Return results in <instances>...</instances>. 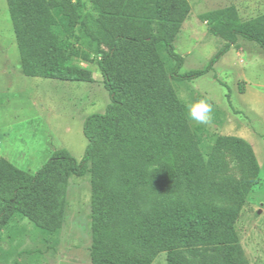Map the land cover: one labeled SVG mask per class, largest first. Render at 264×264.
Returning a JSON list of instances; mask_svg holds the SVG:
<instances>
[{
  "label": "trees",
  "instance_id": "obj_1",
  "mask_svg": "<svg viewBox=\"0 0 264 264\" xmlns=\"http://www.w3.org/2000/svg\"><path fill=\"white\" fill-rule=\"evenodd\" d=\"M6 3L23 76L91 84V70L77 63L95 62L109 104L103 114L84 119L87 144L79 162L57 149L30 174L2 159L0 232L14 214L56 232L69 179L89 174L90 264H151L160 252L166 264H181L179 244L216 247L223 264H247L234 230L236 210L196 201L141 214L135 199L141 187L162 193L175 183L190 184L203 167L169 80L192 81L211 72L238 38L257 45L264 58V19L241 21L233 7L202 14L210 34L224 44L204 69L180 74L183 58L173 40L190 13L187 0H89L87 11L83 0ZM77 30L92 52L71 40ZM159 44L174 62L169 73ZM236 144L250 151L247 143ZM236 194L242 205L245 189Z\"/></svg>",
  "mask_w": 264,
  "mask_h": 264
},
{
  "label": "rangeland",
  "instance_id": "obj_2",
  "mask_svg": "<svg viewBox=\"0 0 264 264\" xmlns=\"http://www.w3.org/2000/svg\"><path fill=\"white\" fill-rule=\"evenodd\" d=\"M83 1L87 11L89 0ZM187 1L190 13L173 40L174 51L183 58L180 74L204 69L224 44L210 34L200 19L202 14L233 7L241 21L264 19V0ZM53 16L60 17L58 13ZM75 35L72 41L93 51L78 30ZM157 49L169 73L174 62L163 46L159 44ZM82 66L91 70L93 83L29 78L19 73L9 8L6 0H0V164L6 158L16 168L34 174L57 149H65L77 162L82 159L87 144L82 134L83 121L92 114H103L109 104L95 62ZM169 83L184 107L189 138L203 167L190 184L175 183L162 193L139 188L135 199L139 213L148 214L179 202L193 205L196 201L234 209V230L243 259L247 264H264L262 51L254 43L238 38L211 72L192 81ZM201 100L212 106L206 124L189 116L191 105ZM236 141L247 143L250 151ZM237 189L246 191L242 205ZM65 202L62 226L54 233L14 216L0 234V264H90L89 174L69 179ZM176 250L181 264H223L222 253L216 247L179 244ZM151 264H166L165 252L157 254Z\"/></svg>",
  "mask_w": 264,
  "mask_h": 264
},
{
  "label": "clouds",
  "instance_id": "obj_3",
  "mask_svg": "<svg viewBox=\"0 0 264 264\" xmlns=\"http://www.w3.org/2000/svg\"><path fill=\"white\" fill-rule=\"evenodd\" d=\"M212 111V106L204 100L193 103L189 109V116L192 120L200 123L206 124L210 119V113Z\"/></svg>",
  "mask_w": 264,
  "mask_h": 264
},
{
  "label": "crops",
  "instance_id": "obj_4",
  "mask_svg": "<svg viewBox=\"0 0 264 264\" xmlns=\"http://www.w3.org/2000/svg\"><path fill=\"white\" fill-rule=\"evenodd\" d=\"M20 64V63H19ZM77 64H79V65H83V64H86V63H81V62H78ZM83 67V66H82ZM19 73H21V70L19 69ZM6 157V156H5ZM3 160H7L6 158H2ZM8 162H9V160H7ZM11 163V162H10ZM14 216H18V217H21V216H19V215H17V214H14L12 217H11V219L14 217ZM10 219V220H11ZM24 219V218H23ZM10 220H9V222H10ZM8 222V223H9ZM2 232V231H1ZM1 232H0V234H1Z\"/></svg>",
  "mask_w": 264,
  "mask_h": 264
}]
</instances>
